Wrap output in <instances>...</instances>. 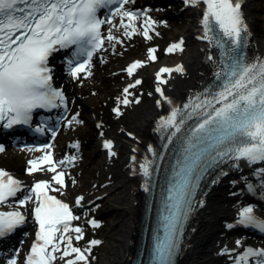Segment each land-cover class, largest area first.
<instances>
[{
	"label": "snow or ice",
	"instance_id": "obj_1",
	"mask_svg": "<svg viewBox=\"0 0 264 264\" xmlns=\"http://www.w3.org/2000/svg\"><path fill=\"white\" fill-rule=\"evenodd\" d=\"M130 2L131 0H0V122L7 128L27 125L36 109H52L62 104L66 107L63 90L53 86V68L49 64V58L55 52L71 49L67 60L70 75L77 79L81 73L90 76L92 56L103 48L105 39L122 43L112 34L111 29L106 37L102 35L101 28L104 24L116 27L112 24V17L119 16L120 27L125 29L124 35L131 38L137 34L135 22L141 14L125 8ZM185 3L193 7L201 4L205 6L201 18L202 35L198 39L207 41L218 50L219 64L218 71L214 73V84L191 103L174 105L162 88H156L160 96L169 105H173L170 114L160 119L157 130L167 137L165 148L173 146L175 163L171 168L165 200L167 214L163 216L164 234L163 237H157L153 246L152 264H173L183 221L191 211L199 182L209 168L228 160H244L249 164L264 162V58L250 59L244 51L250 35L243 11L244 0H185ZM113 5L116 7L111 10ZM101 9H110L107 19L100 18ZM143 15V28L139 34L151 39L149 30L154 31L152 26L157 22L146 12ZM125 19L128 23H124ZM183 45L184 40L181 38L179 42L172 43L166 52H182ZM156 51L155 48L148 50L149 60L156 59ZM207 59L214 60L212 55ZM145 63L134 61L125 71L133 76ZM173 72L183 73V65L161 68L157 79L160 83L167 84L168 81L161 79V76L164 73L171 75ZM141 83L142 80L136 79L125 87V95L122 99L118 98L119 103H132L127 98L132 95L129 89ZM134 102L138 104L140 100L136 99ZM113 111L122 115L119 107ZM194 117L196 122L188 125L187 122ZM72 119L76 123H82L76 117ZM104 147L109 150L110 156L116 155L112 151L111 141H105ZM51 148L52 145H45V149ZM4 150L0 146V152ZM149 151L156 160L164 159L163 155L152 148ZM76 159L77 157L72 156L66 158V161L57 162L50 151H44L41 157L30 160V167L27 169L29 174L46 170L55 175L51 181H37L26 192L21 181L0 169V205L7 204L10 198L23 193L15 201L17 209L0 211V238L25 223L27 217L19 209L27 207L29 203L33 204L32 214L38 224V231L30 253L25 258V264H54L57 259L64 261V264H88L91 247L101 243L99 240H92L86 249L74 246L73 239L83 238V229L74 227L71 223L79 217L73 215L68 203L49 194L50 191H59L52 187L53 182L61 187L66 186L65 172L57 171V167L65 162L71 164ZM135 159L133 156L132 160ZM156 160L146 158L145 163L140 165L143 175L148 178L145 190H148V181L153 171L158 170L152 168ZM42 165L48 167L44 169ZM260 171L264 173V168ZM248 188L249 191H254L253 185L249 184ZM83 199V196L78 197L76 204L80 205ZM90 223L94 227L99 226L95 220ZM239 223L264 232V217L256 215L252 206L241 210ZM240 243L237 241V245ZM250 261L251 264H264V248L248 247L236 259L235 264H250ZM8 264H17V259L9 258Z\"/></svg>",
	"mask_w": 264,
	"mask_h": 264
},
{
	"label": "bare ground",
	"instance_id": "obj_2",
	"mask_svg": "<svg viewBox=\"0 0 264 264\" xmlns=\"http://www.w3.org/2000/svg\"><path fill=\"white\" fill-rule=\"evenodd\" d=\"M147 2L144 0L136 10L141 14L139 20L135 22L138 33L143 28V13L146 12L153 20H163L164 15L168 17V15H175V11H178L187 18L186 27L176 32V37L172 38L171 44L179 42L182 38L184 50L182 52L174 51L177 52L174 54H172L173 52L168 53V61L163 63L157 71L153 69L154 67H148L153 61L149 60L148 52H146L142 58V61L146 62L143 67L144 71L139 74H136L135 71L133 76L126 74L130 83L136 79L142 80V83L135 89H129L132 95H128L127 98L129 101H133L132 103L124 105L117 101L115 104L114 108L119 107L122 115H117L112 110L108 116L97 107L99 112L96 114L94 112L90 116V109L83 103V98L89 96L94 98L96 95L97 90L86 84L90 78L99 77L95 68L91 67L92 74L90 76L81 73L79 79L71 75H64L61 83L73 99L70 104L71 114H78L76 119L82 121L87 128L82 127V123H76L69 118L72 123L64 124L60 137L54 141L51 149L43 148V151L39 148L31 151L30 149L15 150L11 155L16 162L26 160L22 166H15L17 172H27L30 167L28 162L41 157L44 151H50L54 161L57 162L66 161V158L75 156L77 159L71 164L65 162L60 165V168L65 172H71V167L80 163L82 157L89 156V151H91L90 158L94 161L95 168L84 170L86 172L84 181L95 188L93 199H98L97 202H105L106 211L111 215V223L107 230L108 247L102 264H137L135 255L144 241L146 215H149L150 203L145 196L142 184L134 181L135 172L132 157L137 153L147 152L157 140L158 124L162 117V109H160V104H157V101H160V94L156 91L157 86L164 90L165 96L189 103L218 71L219 61L212 51L213 47L209 46L207 41L198 39L202 35V15L199 10L185 9L184 4L180 6L176 0H158L164 4L173 3L175 5L166 15V13L163 14V11H147L144 8V4ZM128 10L135 9L128 7ZM246 14L252 38V56L253 58H264V12L257 4V0H247ZM124 23H128L127 19ZM112 24L116 27L109 24L108 31L111 29L112 34L119 38L125 30L120 27V17L114 19ZM152 28L154 29V25ZM209 55L213 56V61L207 59ZM171 56L176 59L169 60ZM177 65H183L184 72H173L171 75L164 73V79L168 81L167 84L158 83L155 80V73L161 68H174ZM124 95L123 92L120 98L122 99ZM136 99H139L140 103H135ZM101 133L103 134L101 135ZM89 138L90 140H88ZM77 141L80 149L75 151L72 147L75 148L74 145L78 143ZM105 141H111L114 144L112 151L116 153L115 156H110L109 150L104 147ZM47 167L48 165H45L43 168ZM247 170L249 171L242 172L231 179L227 177L221 180L220 184H216L212 188L206 197L209 206L202 210L196 218L195 232L191 236L188 243L189 248L181 264H231L239 256L243 242L237 245V238L233 235L236 231H230L228 226L238 224L240 212L244 207L252 206L256 213L260 211L255 204L252 192L258 194V190L254 186L264 177V173H261L258 167ZM92 178L96 179L97 184L91 182ZM249 184L253 185L254 191H249ZM86 200L84 197L80 205H85ZM74 227L77 226L74 225ZM71 235L75 236L76 234L71 233ZM77 241L73 239V245L76 247H78Z\"/></svg>",
	"mask_w": 264,
	"mask_h": 264
},
{
	"label": "rangeland",
	"instance_id": "obj_3",
	"mask_svg": "<svg viewBox=\"0 0 264 264\" xmlns=\"http://www.w3.org/2000/svg\"><path fill=\"white\" fill-rule=\"evenodd\" d=\"M143 1L144 0H133L131 7L137 8ZM145 1L158 2V0ZM176 1L180 4V6L182 5L181 0ZM257 4L263 9L264 12V0H257ZM174 7L175 5L173 3L164 4L162 2H158L157 6L149 3L147 9H151L152 12L163 11V14L166 13L167 15L169 14L170 8ZM175 12V15H168V17H164L163 20H155L157 23L154 25V31H149V35L152 37L151 39H146L138 32L129 38L128 36L124 35V30L120 37L117 38V40L122 41V43H118L117 41H108L107 48L97 55L92 66L95 68V72L97 75H99V77L95 79L90 78V80L86 82L87 86L90 88L94 87L97 90L94 98L92 96L83 98V103L90 109V116H92L94 112L95 114L99 112L97 107L98 109H101L100 111L102 113L110 116L115 104H117L118 98H120L123 93V88L128 86L130 82L124 74V68L126 64L131 63L133 60L142 59L143 56L146 55V52H148V50L151 48H155L157 51L155 53L156 59L151 65L148 66L149 68L154 67L153 69L157 70L161 65H163V63L168 61V53L166 52V49L173 41L172 38L176 37V32L186 27L187 21V18L184 15L180 14L178 11ZM156 33H159V35H156ZM174 53L177 52H173L172 54ZM171 59L175 60L176 58L171 56L169 60ZM107 67L109 68L108 70ZM141 69L142 71H140V73L144 71V68ZM79 87L82 88L81 85H79ZM91 98L93 100H90ZM81 125L82 127L87 128L84 123ZM88 140H90V138ZM78 147H80V145ZM72 149L78 151L74 147H72ZM15 150L17 149L11 148L0 155V166L17 172L15 166H22L26 160L23 159L19 162L14 161L11 155ZM91 156V151H89V156L82 157L80 163L74 164L71 167V172L67 173L68 183L65 187H60L59 194L64 197L68 196L71 199H74V197L77 195H85L89 206L82 209L77 215L79 219H77L76 225L82 228L84 233L83 238L78 240L76 244L79 248L86 249L90 246V241L101 239L103 241L101 246L91 247V252L88 256V264H102V261L106 255L105 251L108 247L107 230L111 223V215L106 211L107 205L105 202H97L98 199H93L95 188L84 181V177L86 176V172H84V170L95 168L93 164L94 161H92L90 158ZM44 172L32 174H29L28 172L17 173L21 176V178L31 182L35 178L45 176L43 175ZM73 181H75V183H73ZM91 182L97 184L96 179L92 178ZM92 220H95L99 226L94 227L90 223ZM233 235H235L234 237L237 238V241H249V238L244 236L241 232H235ZM32 236V234H29L26 237L27 240L18 254L25 255V247L28 245ZM21 259L24 260V257ZM21 262L22 261L18 258L17 264H21ZM54 264H64V261L57 259ZM78 264H83V262H78Z\"/></svg>",
	"mask_w": 264,
	"mask_h": 264
}]
</instances>
